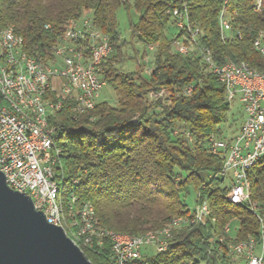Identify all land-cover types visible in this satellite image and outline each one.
<instances>
[{"label": "trees", "instance_id": "obj_1", "mask_svg": "<svg viewBox=\"0 0 264 264\" xmlns=\"http://www.w3.org/2000/svg\"><path fill=\"white\" fill-rule=\"evenodd\" d=\"M254 1L229 0V29L222 38L217 20L221 0H131L136 19L129 18L130 44L136 40L155 47L152 69L144 75L143 69L123 73L116 68L124 59L125 42L115 12L128 9L129 0H0V27H11L30 54H49L70 21L83 12L111 45L100 71L116 106L97 101L92 110L76 113L65 102L49 119L59 127L53 136L60 150L53 173L63 187L65 214L73 196L76 210L84 203L92 205L101 228L140 235L189 214L185 197L190 187L198 191L196 203L206 199L209 219L174 230L164 252L128 264H229L223 254H216L210 238L230 249L258 237V222L248 206L228 201L226 184L218 178L222 157L206 148L211 135L223 137L222 125L236 102H227L224 86L205 70L200 57L170 49L183 31L176 30L167 13L186 6L198 45L210 51L215 65L246 63L264 72V55L253 46L258 37L264 42V0H258L263 2L260 9ZM149 93L161 96L149 98ZM239 127L226 138H233ZM252 170L249 198L264 210V158ZM220 237L223 242L217 241ZM93 245L101 248H80L90 264H111L107 243Z\"/></svg>", "mask_w": 264, "mask_h": 264}, {"label": "built area", "instance_id": "obj_2", "mask_svg": "<svg viewBox=\"0 0 264 264\" xmlns=\"http://www.w3.org/2000/svg\"><path fill=\"white\" fill-rule=\"evenodd\" d=\"M254 3L255 8L260 9L263 2ZM180 11L185 10H167L176 30L183 31L179 38L172 41L170 49H177L180 54L193 52L200 57L205 70L216 75L224 86L226 100L230 104L236 102L242 114L239 130L233 138L228 140L211 135L206 140V148L210 154L223 159L218 178L226 184V196L247 201L248 209L258 222V237H249L247 246L222 249L216 240H209L216 254H223L229 264H264V210L249 196L242 194L246 164L264 154V79H247L222 64L215 65L211 56H207L198 45L189 18L186 22H178ZM83 15L72 20V31H63L61 40L51 47V50L57 51V58L31 54V60H24L22 55L11 51L9 38H0V99H4V106H0V173L6 186L27 195L48 223H52V218L48 205L50 174L47 160L53 134L40 133V123L51 119L65 102H70L72 110H80L82 104H96L105 86L100 65L111 52L109 40L101 37L97 28L87 31V26H79V19ZM217 20H220V10ZM88 34H95L93 50H85ZM224 35L225 26L222 38ZM256 44L264 50L261 37L256 38ZM153 51L155 47L150 45V52ZM9 70L17 71L18 81L8 82ZM10 86H18L20 92H25V99L12 98ZM190 90L187 87L185 93L188 94ZM148 96L160 97L159 93H149ZM6 103H14V109L25 116V124H16L9 118ZM25 103L34 104V111H25ZM186 136L192 140L189 134ZM207 178H211V175ZM189 210L185 221H180L186 223V228L200 224L197 203ZM174 221L178 220L175 218ZM230 231L228 227V234ZM102 236L109 252H116L126 264L148 255L147 249L159 253L169 244L167 239L134 243ZM89 242L92 248L96 246L91 244V239Z\"/></svg>", "mask_w": 264, "mask_h": 264}, {"label": "bare ground", "instance_id": "obj_3", "mask_svg": "<svg viewBox=\"0 0 264 264\" xmlns=\"http://www.w3.org/2000/svg\"><path fill=\"white\" fill-rule=\"evenodd\" d=\"M185 0H183L184 2ZM258 2V0H255ZM229 0H221V10H220V20H218V27L222 34L223 27L225 26V33L229 29V24L226 16V8ZM177 8V7H176ZM180 11L178 13V22H186L187 19V10L186 6L183 4L182 7L178 8ZM79 26H87V31H95V25L92 23V20L89 16L81 17L79 19ZM73 21H70L69 26L65 31H72ZM193 33L196 35L197 31L193 28ZM7 37L11 43V51H14L17 55H22V59L31 60V54L28 51L23 49V39L21 36L16 35L11 27H0V38ZM101 37L108 39L106 35L101 32ZM61 40V37L58 41ZM109 40V39H108ZM95 43V34H88V37L85 41V50H93ZM262 45L264 48V42L262 41ZM253 46L256 51H258L261 55H264V50L257 47L256 40L253 42ZM150 50V46L147 47ZM173 52L179 53L177 49H172ZM203 52L207 54V56H211V53L208 49H203ZM33 54V53H32ZM48 58H57V51L51 50L50 53L45 55ZM44 56V57H45ZM41 57V56H38ZM232 70L233 73L238 74L240 77H247V79H264V72H259L254 68H251L246 63H232L226 62L222 64ZM219 80V78L217 77ZM18 81V74L16 70L8 71V82ZM10 94L12 98L25 99V92H20L18 86H10ZM160 95V94H159ZM228 102V100H227ZM229 103V102H228ZM0 106H4V99H0ZM95 104H82L80 105V110H73L76 113H82L94 108ZM6 110H9V118L16 122V124H25V116L22 113H19L18 110L14 109V103H6ZM25 111H34V104L25 103ZM59 111V110H57ZM56 111V112H57ZM59 129V127L52 126L49 123V120L40 123V133L42 134H53ZM71 129V128H69ZM187 133V132H186ZM188 134V133H187ZM53 136L50 138V148H48V160H47V168L50 174V190L48 197V205H49V213H51L52 223L55 226H59L65 235L73 242L75 246L80 250V247H91V244L101 245L104 242L103 236L110 237V239H120L125 242H134V243H146L149 240L151 242H159L170 241L172 238V232L174 230H179L182 228H186L185 217H177L173 218L169 223H167L164 227L145 232L140 235H129L125 233H117L112 230L101 228L98 225L94 209L91 204L84 203L79 209H75L72 207V204L76 201V198L72 196V199L69 203L67 213L65 214L62 206V193L63 187L60 188L59 182L54 177L53 166L57 164L58 154L60 152L59 148H57L54 144ZM188 138V136H186ZM188 141L190 142L189 138ZM264 158V154H260L259 157H255L246 164L244 169V187H242V194L244 196H250V178L252 169L255 167L257 162ZM59 161V160H58ZM60 165V164H59ZM219 175V174H218ZM59 178V177H58ZM62 181L63 178H60ZM74 184H77V181H74ZM62 185V184H61ZM228 201L231 204H244L248 206L247 201L244 199L232 198L227 196ZM198 206V222L204 223L207 219H209L210 212L209 207L206 202V199H202L200 203H197ZM67 216V218H65ZM217 241L221 242L222 238H218ZM223 242V241H222ZM249 245V239L244 240L242 242H238L230 246V248H236L241 246ZM168 245L165 246L164 251L167 249ZM229 248V247H228ZM163 251V252H164ZM160 253V252H159ZM111 264H126L123 258H120L116 252H110Z\"/></svg>", "mask_w": 264, "mask_h": 264}, {"label": "water", "instance_id": "obj_4", "mask_svg": "<svg viewBox=\"0 0 264 264\" xmlns=\"http://www.w3.org/2000/svg\"><path fill=\"white\" fill-rule=\"evenodd\" d=\"M0 264H90L27 195L6 186L1 173Z\"/></svg>", "mask_w": 264, "mask_h": 264}, {"label": "rangeland", "instance_id": "obj_5", "mask_svg": "<svg viewBox=\"0 0 264 264\" xmlns=\"http://www.w3.org/2000/svg\"><path fill=\"white\" fill-rule=\"evenodd\" d=\"M129 3H130V6L128 9L120 7L115 12L116 22H117L120 38L122 41L125 42V45L122 49V53L124 54V59L122 60L121 63L116 65V68L121 70V72L123 73L135 72L138 69H143V74L147 75L150 73L152 69L151 62H152L154 51L150 52V50H148L146 46H143L141 43L137 42L136 40H132V43L130 44L128 23H129V18L132 21L136 19V12L133 9L131 0H129ZM84 13L85 12H83L82 15ZM89 15L90 14L86 12L83 15V17L89 16ZM160 94L162 95V92ZM97 101L106 102L112 106H116V98L111 88L106 84L105 86L102 87L98 95ZM241 120H242V114L238 107V104L233 103L230 107L228 119L222 125V136L228 137L230 134H232L235 131V129L239 126ZM197 196H198V191L190 187L188 189V194L185 197V203L187 204V206L193 207L196 204ZM147 250L149 252L148 255H151L154 253L152 249H147Z\"/></svg>", "mask_w": 264, "mask_h": 264}]
</instances>
